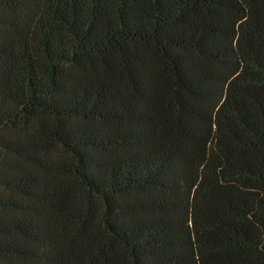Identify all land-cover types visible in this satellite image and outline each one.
Masks as SVG:
<instances>
[{"label":"trees","instance_id":"trees-1","mask_svg":"<svg viewBox=\"0 0 264 264\" xmlns=\"http://www.w3.org/2000/svg\"><path fill=\"white\" fill-rule=\"evenodd\" d=\"M0 264H264V0H0Z\"/></svg>","mask_w":264,"mask_h":264}]
</instances>
